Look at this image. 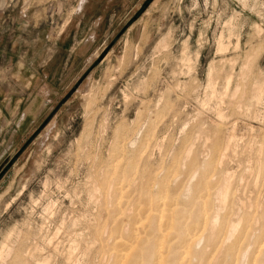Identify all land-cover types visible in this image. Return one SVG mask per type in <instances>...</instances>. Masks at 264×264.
<instances>
[{"label": "rangeland", "instance_id": "obj_1", "mask_svg": "<svg viewBox=\"0 0 264 264\" xmlns=\"http://www.w3.org/2000/svg\"><path fill=\"white\" fill-rule=\"evenodd\" d=\"M160 262L264 264V0H0V264Z\"/></svg>", "mask_w": 264, "mask_h": 264}, {"label": "bare ground", "instance_id": "obj_2", "mask_svg": "<svg viewBox=\"0 0 264 264\" xmlns=\"http://www.w3.org/2000/svg\"><path fill=\"white\" fill-rule=\"evenodd\" d=\"M223 189H224V188H223ZM223 189H222V190H223ZM225 189H226V187H225ZM223 191H225V190H223ZM226 191H228V190L226 189ZM226 191H225V192H226ZM114 192H115V191H114ZM219 193H220V192H219ZM115 194H116V193H115ZM221 194H222V198H221V199L224 200V197H226V195H225V196L223 195L224 192L221 193ZM218 195H219V194H218ZM111 197H112V195H111ZM111 197H110V198H111ZM218 197H219V196H218ZM220 197H221V196H220ZM167 200H168V199H167ZM161 201H163V200L161 199ZM222 202H224V201H222ZM225 202H227V201H225ZM163 203H164V201H163ZM160 206H161V204L159 205V207H160ZM163 206H165V205L163 204L162 207H160V208H162V211H163V208H164ZM166 206H168V204H167ZM151 208H152V207H151ZM164 210H165V209H164ZM168 211H170V210H168ZM158 212H159V214L162 213V212L160 213V211H158ZM164 212H166V211H164ZM164 212H163V213H164ZM170 212H171V211H170ZM168 213H169V212H168ZM159 214H158V215H159ZM171 215H173V214H171ZM168 216H169V214H168ZM157 217H159V216H157ZM161 217H162V215H161ZM170 217H171V216H169V218H168V219H169V223H171L170 221L172 220V219L170 220ZM205 218H206V217H205ZM160 219H161V218H160ZM166 220H167V219H166ZM206 220H207V219H206ZM247 220H248V219H247ZM224 221H225V220H224ZM239 221H240V220H239ZM210 222H211V221H210ZM213 222H214V221H213ZM226 222H227V221H226ZM246 222H247V221H246ZM167 223H168V221H167ZM236 223H237V222H236ZM239 223H240V222H239ZM167 226H168V225H167ZM224 226H225V225H224ZM223 228H224V227H223ZM225 228H226V227H225ZM236 229H237L236 226H232V229H231V232H230V236L236 231ZM198 230H199V229H198ZM223 231H224V229H223ZM241 231H242V230H241ZM220 233H221V232H220ZM223 233H224V232H223ZM223 235H224V234H223ZM241 235H242V234H241ZM241 235H240V236H241ZM186 236H187V235H186ZM139 237H140V236H139ZM164 237H165V236H164ZM195 239H196V238H195ZM180 240H181V239H180ZM185 240H186V239H185ZM191 241H193V240H191ZM115 242L117 243V241H115ZM115 242H114V243H115ZM119 242H122V241H119ZM182 242H183V240H182ZM187 242H188V241H187ZM239 242H241V241H239ZM116 243H115V244H116ZM150 243H151V242H150ZM169 243H170V242H169ZM190 243H191V242H190ZM192 243H193V242H192ZM130 244H132V243H130ZM161 244H162V243H161ZM180 244H181V243H180ZM186 244H187V243H186ZM122 245H124V244L122 243ZM117 246H118V245H117ZM131 246H132V245H131ZM187 246H189V245L187 244ZM187 246H186V248H188ZM127 247H128V246H127ZM129 247H130V245H129ZM133 247H134V245H133ZM155 247L157 248V244L155 245ZM160 247H162V245H161ZM164 247H165V246H164ZM177 247H178V246H177ZM181 247H182V246H181ZM239 247H240V246H239ZM125 248H126V247H125ZM125 248H123V249L125 250V251L123 250L124 252L129 251L128 248H126V249H128V250H126ZM183 248H185V247H183ZM186 248H185V249H186ZM159 250H160V249H159ZM161 250H162V249H161ZM187 250L189 251V249H187ZM261 250H262V249H261ZM120 252H122V250H121ZM120 252H117V253H120ZM152 252H153V251H152ZM185 252H186V251H185ZM185 252H183V253H185ZM259 252H260V251H259ZM127 253H128V252H127ZM183 253H182V254H183ZM244 253H245V252H244ZM153 254H154V253H153ZM161 254H163V253H161ZM178 254H179V253H178ZM180 254H181V253H180ZM182 254H181V255H182ZM239 254H240V251H239V253H238L237 255L239 256ZM242 254H243V253H242ZM257 254H259V253H257ZM118 255H119V254H118ZM124 255H125V254H124ZM129 255H130V254H129ZM154 255H155V254H154ZM229 255H230V254H229ZM115 256H116V255H115ZM158 256H159V254H158ZM160 256H161V255H160ZM178 256H179V255H178ZM238 256L236 257V259L238 258ZM252 256H253V255H252ZM1 257H2V256H1ZM128 257H129V256H128ZM163 257H164V256H163ZM181 257H182V256H181ZM181 257H180V258H181ZM256 257H257V256H256ZM118 258H119V257H118ZM121 258H122V256L120 257V259H121ZM124 258H125V256H124L122 259L124 260ZM153 258H154V257H153ZM158 258H160V257H158ZM165 258H166V257H165ZM112 259H114V258H112ZM155 259H156V258H155ZM163 259H164V258H163ZM163 259H162V260H163ZM184 259H185V258H184ZM184 259H183V260H184ZM230 259H231V258H230ZM240 259H241V258H240ZM254 259H255V258H254ZM159 260L161 261V259H159ZM168 260H169V259H168ZM241 260H243V259H241ZM125 261H126V260H125ZM121 262H123V261L121 260ZM160 263L163 264L162 262H160ZM160 263H158V264H160ZM233 264H234V263H233ZM253 264H255V263H253Z\"/></svg>", "mask_w": 264, "mask_h": 264}]
</instances>
